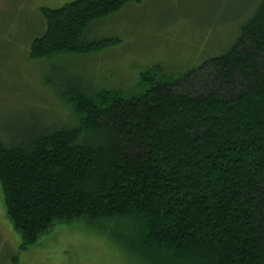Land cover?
Returning <instances> with one entry per match:
<instances>
[{
  "label": "trees",
  "instance_id": "obj_1",
  "mask_svg": "<svg viewBox=\"0 0 264 264\" xmlns=\"http://www.w3.org/2000/svg\"><path fill=\"white\" fill-rule=\"evenodd\" d=\"M141 1L44 6L31 55L106 47L116 38L86 41L89 25ZM140 82L73 89L70 121L0 139L21 248L56 222L118 218L136 222L122 243L154 264H264V0L223 54L182 74L157 63Z\"/></svg>",
  "mask_w": 264,
  "mask_h": 264
},
{
  "label": "rangeland",
  "instance_id": "obj_2",
  "mask_svg": "<svg viewBox=\"0 0 264 264\" xmlns=\"http://www.w3.org/2000/svg\"><path fill=\"white\" fill-rule=\"evenodd\" d=\"M72 0H0V139L45 130L71 120V91L144 88L142 72L161 63L182 74L229 50L261 0H143L94 20L86 41L116 38L86 53L34 58L33 42L47 23L42 7ZM69 85L74 88H69ZM77 87V88H75ZM131 219H74L56 222L36 243L22 237L7 215L0 184V264H154L122 243L133 234Z\"/></svg>",
  "mask_w": 264,
  "mask_h": 264
}]
</instances>
